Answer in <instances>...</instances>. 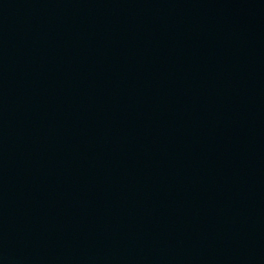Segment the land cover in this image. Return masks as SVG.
<instances>
[{"label": "water", "instance_id": "obj_1", "mask_svg": "<svg viewBox=\"0 0 264 264\" xmlns=\"http://www.w3.org/2000/svg\"><path fill=\"white\" fill-rule=\"evenodd\" d=\"M0 264H264V0H79L0 83Z\"/></svg>", "mask_w": 264, "mask_h": 264}]
</instances>
